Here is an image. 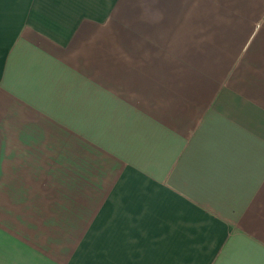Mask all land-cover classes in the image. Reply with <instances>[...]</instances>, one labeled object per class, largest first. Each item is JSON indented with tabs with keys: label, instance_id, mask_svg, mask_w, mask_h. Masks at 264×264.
I'll return each mask as SVG.
<instances>
[{
	"label": "crops",
	"instance_id": "crops-1",
	"mask_svg": "<svg viewBox=\"0 0 264 264\" xmlns=\"http://www.w3.org/2000/svg\"><path fill=\"white\" fill-rule=\"evenodd\" d=\"M0 264H264V0H0Z\"/></svg>",
	"mask_w": 264,
	"mask_h": 264
}]
</instances>
